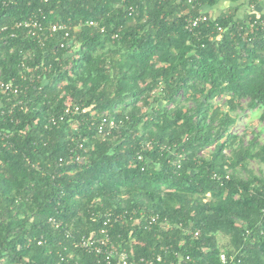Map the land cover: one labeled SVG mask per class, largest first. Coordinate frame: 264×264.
I'll use <instances>...</instances> for the list:
<instances>
[{
	"label": "trees",
	"instance_id": "obj_1",
	"mask_svg": "<svg viewBox=\"0 0 264 264\" xmlns=\"http://www.w3.org/2000/svg\"><path fill=\"white\" fill-rule=\"evenodd\" d=\"M187 9V0H0V24L31 15L45 16L44 25L83 24L71 30L74 52L59 48L60 33L43 47L24 30L0 34V80L26 88L9 101L0 92V264H96L75 243L109 208L171 223L114 225L112 238L136 259L225 264L223 253L234 264H264V173L248 168L264 162V142L231 131L242 101L264 121V13L233 10L189 31ZM67 101L85 112L46 126ZM90 112L123 126L103 138ZM77 155L82 163L69 161Z\"/></svg>",
	"mask_w": 264,
	"mask_h": 264
},
{
	"label": "built area",
	"instance_id": "obj_2",
	"mask_svg": "<svg viewBox=\"0 0 264 264\" xmlns=\"http://www.w3.org/2000/svg\"><path fill=\"white\" fill-rule=\"evenodd\" d=\"M10 1V0H5ZM47 1V0H44ZM207 0H187L189 5V9L185 12L184 15V25L185 28L189 31L197 29L202 24H208L212 21V18L209 16L207 12L203 10V3ZM143 2V0H141ZM250 10L254 12V5L248 4ZM197 11L196 14L190 13V11ZM128 15H132L133 7H127ZM181 13L178 14V17ZM45 16H38V15H31L27 18L15 20L10 23L0 24V34L9 33L10 37H16L15 31L24 30L25 36L31 39H34L40 47H43L45 41L53 36L55 33H60L61 38L59 40L58 46L59 48H70L71 51H75L78 47L77 44L74 43L71 37V30L78 29L82 23H78L76 27H70L68 24L63 22H49L47 25H44ZM84 25L88 27L97 28L100 32L104 31V26H100L97 21L95 20H87ZM253 25L251 24L250 27ZM217 35L215 39H219L221 37V33L223 31L221 26L215 24ZM116 37V34L113 35ZM5 43V42H4ZM28 58H31V53L27 54ZM25 58V57H24ZM21 67L29 69L26 67L25 63L21 62ZM40 78L39 75L35 77L32 76L30 78V82ZM26 88L23 87L21 84L15 83L14 80L2 81L0 80V92L6 96V99L9 101L10 98L18 97L21 94H25ZM23 102V99H19L17 102L13 104V107L19 105ZM85 110L81 109L75 103L66 102V106L64 108L63 113L60 116H53L48 119L46 126H54L57 122L62 121L65 116H77L81 113H84ZM90 116L93 118L90 120V127H95L97 129V133L101 135L103 138L107 135L111 134L113 130L119 129L123 126V119L115 117L113 115H109L106 112L102 113L99 117V120H96L95 113L90 112ZM75 126V125H74ZM8 133L4 132L2 137H7ZM151 143L147 140L142 141L141 148H149ZM81 148L82 145L79 144ZM161 149L167 150L170 154L173 153V149L170 146H164ZM213 149V145L209 146L208 148L202 150L200 152L201 155H205L208 151ZM84 150V149H83ZM70 151H73L71 149ZM227 153V151H225ZM138 159L141 160V154L137 153ZM69 161H77L78 163H82L83 155L69 157ZM225 175L224 178H229V170L227 166H225ZM213 178L216 180L220 179V176L217 173H213ZM102 217L101 226L96 230L90 232L88 235H83L79 238V240L75 243L76 247H79L85 250L88 253L93 254L97 258L96 264H161V257L157 256L156 259H145L141 257L140 259H136L133 256V253L128 251L125 247H123L122 242H118L117 239L112 238L111 229L114 225L119 224L123 221L130 220L133 225H141V227L145 230H150L151 228L158 226L163 229H170L172 227L171 223L168 221L166 217L161 218L159 213H143L137 211H127L123 210H114L112 208L107 209ZM48 222L51 223L53 226H57V222L49 218ZM197 231H194V235H197ZM117 238L120 236L117 235ZM40 243V242H38ZM165 249V248H164ZM183 256H180L182 259ZM220 259L225 264H234L233 257H230L229 261L223 253L220 254ZM186 262L191 261V258L187 255L184 257ZM180 262V260H179ZM178 262V263H179Z\"/></svg>",
	"mask_w": 264,
	"mask_h": 264
},
{
	"label": "rangeland",
	"instance_id": "obj_3",
	"mask_svg": "<svg viewBox=\"0 0 264 264\" xmlns=\"http://www.w3.org/2000/svg\"><path fill=\"white\" fill-rule=\"evenodd\" d=\"M215 101L220 103L222 108L225 107L224 98H216ZM242 105L243 108L236 111L239 115L237 116V121L232 126L231 131L239 136L244 135L245 141L256 136L258 143L264 142V121L259 119L260 110L246 109L244 106L245 101H242ZM248 168L252 169V171L257 174L260 172L264 173V162L251 160L248 162ZM218 239L220 244L227 242L225 237L219 236Z\"/></svg>",
	"mask_w": 264,
	"mask_h": 264
},
{
	"label": "crops",
	"instance_id": "obj_4",
	"mask_svg": "<svg viewBox=\"0 0 264 264\" xmlns=\"http://www.w3.org/2000/svg\"><path fill=\"white\" fill-rule=\"evenodd\" d=\"M247 0H218L212 6H204L203 10L209 14L211 18H215L222 14L231 13L236 10L237 17H244L246 14L252 12L246 2ZM254 5V12L264 13V0H256Z\"/></svg>",
	"mask_w": 264,
	"mask_h": 264
}]
</instances>
